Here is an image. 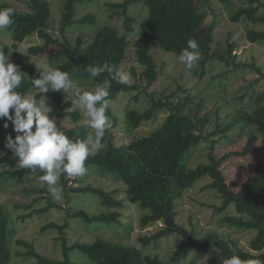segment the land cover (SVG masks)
<instances>
[{
	"label": "trees",
	"instance_id": "1",
	"mask_svg": "<svg viewBox=\"0 0 264 264\" xmlns=\"http://www.w3.org/2000/svg\"><path fill=\"white\" fill-rule=\"evenodd\" d=\"M85 0H63V12L60 17L58 35L55 37L48 29V21L52 11L48 0H24L27 7L26 13H19L12 5L0 2V8L11 7L15 10L12 17L13 23L7 29L13 42L12 47L16 49L17 44L22 43L29 36H36L42 43L31 46L27 54L32 57L50 54L48 60L55 68L68 72L70 78L85 82L89 88L96 85H103L109 88L108 102L114 101L120 94H129L138 89V85L118 83L111 79L109 73L105 72L100 76L91 78L87 67H94L108 63L120 69L122 61L126 58L127 49L130 45L126 35L119 34L112 26H102L95 30L86 46L78 38L73 47H69L66 32L74 24H95V19L87 15L81 19H75V5ZM91 1V0H88ZM201 6L217 3L227 6L233 0H199ZM251 6L239 8L231 17L233 22H249L252 25H264V0H246ZM197 0H126L121 5H110L113 9H121L119 14L123 18L122 29L129 34L134 31L136 24L127 12V7L132 3H140L145 8L144 19L140 21L137 29V38L134 42L135 61L143 70L140 80L144 82L145 88H150L159 76L156 71V62L152 55L153 50H160L178 58L183 49L187 48V41L195 39L199 46L201 55V66L210 61L217 60L229 65L228 60L233 52V45H228L225 54L220 51H211L210 31L215 25L213 21L207 36L199 39L203 15L198 12ZM203 3V4H202ZM257 5L253 6L252 4ZM115 15L112 13L111 16ZM246 39L253 44L264 42V31L248 29L245 33ZM0 48L8 55V47L0 40ZM15 65L19 71L26 76L22 82V92L27 93L33 87L30 79L40 77V72L35 70L34 63H26L20 56L15 55ZM257 72L259 70L257 69ZM143 89V90H144ZM92 91V90H85ZM174 94V93H173ZM173 94L171 96H173ZM139 94L134 96L138 99ZM171 96H167L166 100ZM40 98L37 95V99ZM48 100L52 103L51 118L58 120L70 117L77 122L80 118L76 110L67 111L73 104L62 102L59 91H50L47 94ZM253 111L242 112L237 122L242 128L249 130L246 142L240 151L241 156H248L255 151V143L259 136L262 137L263 158L253 168V173L239 189L234 192L225 183V178L220 166L225 156L216 158L211 152L208 153V162L200 163L194 168H189L183 161L185 155L196 146L201 140H205L203 131L205 120L197 119L184 112V107L179 108L175 103L162 102L152 99L151 105L142 112L129 110L125 112L124 120L127 129L132 132L143 123L150 121L161 109H166L168 115L162 124L147 136L133 139L128 145L115 146L112 142L111 130L116 128V117L111 115V127L105 132L102 139L104 147L101 151L85 161L88 167L103 168L111 173L125 185L126 200L136 205L143 214L140 219V226L146 228L156 222H161L163 227L150 237L141 239L143 244L155 242L163 237L175 234L183 239L182 243L171 254L169 261L164 262L158 257L144 256L138 249L130 245L112 244L103 240H95L91 244L76 243L69 247L62 237V261H48L42 259L34 250L33 244L25 241H16L17 244L25 247L23 256L32 257L38 260L36 264H72L69 260L70 251L77 249L81 251L91 264H180L192 252L197 257L203 256L204 252L211 246L215 252L207 260L206 264H224V260L233 255H238L242 260L250 259L264 260V92L256 94L253 98ZM196 116V115H194ZM8 127L10 121L0 119V137L5 133V123ZM234 123L227 125L224 129H216L212 135L225 134ZM63 133L72 140L87 139V129L83 125H75L72 128L63 130ZM91 135H94V131ZM211 149L213 146L211 145ZM13 154L7 150L0 156V166L7 155ZM43 171L32 172L29 169H16L9 178L37 177L43 175ZM8 173H1L2 176ZM66 175H61L63 185L67 184ZM209 178L210 183L206 186L215 191L221 199V206L218 211L222 212L232 209L221 218V224L234 229L253 231L254 236L248 244V249L243 250L236 246L231 247V242L224 241L211 233L197 237L192 230H186L175 221L176 202L183 194L190 190L194 184L203 179ZM49 186L45 185L40 192L48 193ZM72 192L90 193L99 198L100 203L107 208L119 206L108 194L100 189L90 187L70 189ZM50 204L44 209L53 207ZM40 212V211H38ZM72 217L80 218L85 223H101L115 221L113 215L105 214L89 215L85 211H77ZM9 214L4 206H0V264H11V244L14 234L10 227ZM62 227L49 224L45 228ZM64 227V226H63ZM44 229V228H43ZM16 255H20L17 253Z\"/></svg>",
	"mask_w": 264,
	"mask_h": 264
},
{
	"label": "rangeland",
	"instance_id": "2",
	"mask_svg": "<svg viewBox=\"0 0 264 264\" xmlns=\"http://www.w3.org/2000/svg\"><path fill=\"white\" fill-rule=\"evenodd\" d=\"M48 1L52 11L48 29L56 37L63 12V0ZM125 1L85 0L81 4H76L75 19L91 15L95 19V24H74L65 34L69 47H73L78 38L82 39V46H86L97 28L108 25L115 27L119 34L126 35L129 40L130 45L126 58L120 65V70L131 74V79L126 84H136L138 89L129 94H120L114 101L108 102L106 115L110 121L111 115L115 116L117 120L116 128L111 130L113 144L118 147L125 146L133 139L147 136L158 128L168 115L166 109H161L150 121L130 132L124 120L125 112L129 110L142 112L151 105L152 99L175 103L179 108L184 107V112L189 115L206 121L203 131L205 140L198 142L185 155L183 161L189 168H194L200 163L208 162L209 152L216 158L225 156L220 169L225 183L232 191L236 192L241 184L252 175L255 164L263 158L262 137L259 136V132H257L255 152L248 156L240 155L246 142L247 132L255 129L242 128L236 120L242 112H252L253 98L256 94L264 92V42L253 44L245 36L248 29L264 31V25L231 21V17L239 8L251 6L246 0H233L227 6H221L214 2L201 6V2L197 0V6H201L197 7L198 12L203 15L199 39H204L207 36L214 21L215 25L210 31L211 51H220L225 54L227 46L233 45L232 56L228 60L229 65L226 66L224 63L213 60L206 63L204 67L198 62L195 69L188 70L174 55L153 50L152 55L159 76L150 88L144 89L145 84L139 78L143 68L135 61L133 44L137 38L138 24L144 19L145 8L140 3H132L127 7L129 16L136 23L134 31L127 34L122 29L123 18L119 15L121 9L110 7V5H121ZM0 2L12 5L19 13L27 12L24 0H0ZM112 13L115 15L111 16ZM0 40L8 47L10 62L14 65L15 55H18L26 63H34L37 72H39L38 70L43 71L45 65L55 67L48 60V56L52 52L36 57L27 54L26 51L29 47L42 43L34 35L17 44L16 49L12 47L13 42L8 30L0 31ZM73 80L83 90L94 89L89 88L85 82ZM31 90L35 91V87L33 86ZM48 93L44 95L48 105L52 108V103L47 98ZM59 94L63 103H72L74 97L71 92L65 93L60 90ZM137 94L139 96L135 100L134 96ZM172 94L173 96H171ZM167 96H171L170 99L166 100ZM72 104L73 106L67 111L76 110L80 115L79 120L74 122L68 116L54 120V122L62 131L75 125H83L87 129L88 137L94 130L89 127L84 110L74 103ZM232 123L234 125L225 134L212 135L216 129H224ZM8 135L15 138L16 133L13 132L12 125L0 137V152L3 154L8 150L5 148V137ZM211 145L213 149H211ZM17 163L18 158L11 154L4 158V162L0 166V175L8 173L0 179V206L6 208L10 220L9 228L11 227L14 231L11 244L13 254L11 264H36L38 262L35 258L23 256L25 247L16 243L21 240L33 244L34 250L42 259L52 262L63 259L62 237L66 240L67 247L76 243L91 244L100 239L112 244L133 246L142 255L156 256L164 262H170L171 254L183 241L181 237L171 234L155 242L143 244L141 239L152 236L163 226L160 227L159 222H156L142 228L140 219L143 211L126 200L125 185L113 174L104 171L103 168L88 167L85 174L79 177L66 175V185H63L60 177L57 187L62 188L61 198L56 199L49 188L48 193L40 192L43 187L37 177L18 178L12 176L9 178L16 169L20 168ZM209 183L210 179L207 177L197 181L176 202V223L186 230H192L197 237L211 233L224 241L231 242V247L236 246L247 250L254 232L234 229L221 224V218L228 213L233 214V211L232 209L218 211L221 199L215 191L206 188ZM85 187L100 189L108 193L116 202H120L121 205L107 208L100 203L99 198L95 195L70 190ZM49 203L54 206L45 211L44 209ZM77 211H85L89 215H113L115 221L85 223L80 218L72 217ZM49 224L62 227V232L60 233L58 228H45ZM214 252L215 250L211 246L201 257H197L192 252L180 264H206ZM17 253L20 255H16ZM69 260L72 264H91L89 259L77 249L70 251Z\"/></svg>",
	"mask_w": 264,
	"mask_h": 264
},
{
	"label": "clouds",
	"instance_id": "3",
	"mask_svg": "<svg viewBox=\"0 0 264 264\" xmlns=\"http://www.w3.org/2000/svg\"><path fill=\"white\" fill-rule=\"evenodd\" d=\"M14 14L15 10L11 7L0 8V31L12 25ZM200 59L198 43L195 39H189L187 48L178 56L179 62L188 70H193ZM38 71L41 78L30 79L35 91H20L26 75L10 62V55H6L0 48V119L10 121L16 133L15 138L11 135L5 137V148L18 158L17 165L32 172L43 171L44 174L39 176L41 187L49 186L52 195L60 199L62 188L57 185L61 175L82 176L87 171L85 161L104 147L102 139L111 127V121L106 115L109 88L96 85L92 91H85L70 78L68 72L51 65H45L43 71ZM87 71L91 78L107 72L118 83H127L131 79L129 72L108 63L88 66ZM60 90L72 93V103L84 110L94 135H89L85 140H72L57 127L50 115L52 108L44 94ZM37 95L41 98L37 99ZM4 127H8L7 122ZM0 156H3L2 152ZM224 264H264V260L244 261L238 255H233L224 260Z\"/></svg>",
	"mask_w": 264,
	"mask_h": 264
},
{
	"label": "built area",
	"instance_id": "4",
	"mask_svg": "<svg viewBox=\"0 0 264 264\" xmlns=\"http://www.w3.org/2000/svg\"><path fill=\"white\" fill-rule=\"evenodd\" d=\"M158 224H159V226L161 227L162 224H161V223H158Z\"/></svg>",
	"mask_w": 264,
	"mask_h": 264
}]
</instances>
